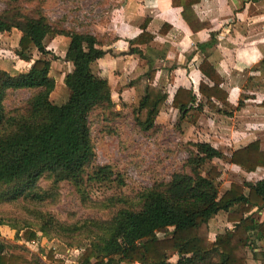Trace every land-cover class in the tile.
I'll list each match as a JSON object with an SVG mask.
<instances>
[{"label": "trees", "instance_id": "1", "mask_svg": "<svg viewBox=\"0 0 264 264\" xmlns=\"http://www.w3.org/2000/svg\"><path fill=\"white\" fill-rule=\"evenodd\" d=\"M4 1L0 33L17 30L20 36L14 53L31 64L26 71L16 74L0 69V185L4 186L0 200L16 201L28 195L42 178H47L53 187L67 182L80 193L92 181H115L123 186L124 179L110 165L96 163L91 133L90 116L95 111L107 121L118 116L108 79L91 68L106 53L102 42L91 33L56 26L39 8L29 13L20 8L22 3L37 0ZM199 1L171 0L172 6L181 8V17L192 31L205 27L193 9ZM166 27L165 31L169 29ZM56 35L68 37L64 60L72 66L63 77L69 95L61 104L50 98L55 80L50 75L51 60L47 56L53 53L44 44L45 37ZM152 38L143 25L142 32L129 43L142 44ZM34 51L38 53L36 58ZM131 51L141 55L138 48ZM199 70L204 78L198 93L212 110L222 112L218 104L228 102L227 94L220 88L221 77L206 59L199 64ZM155 73L150 65L143 95L132 108L134 122L142 131L157 127L156 118L168 97L153 83ZM22 90L31 94L21 103L8 106L11 94ZM241 104L239 100L238 106ZM171 105L178 111L179 122L191 125L197 122L204 106L193 90L185 87L176 89ZM189 144L185 170L141 189L134 201L117 193L105 198L112 210L106 218L84 222L83 231L100 233L81 248L76 264L247 263L248 249L253 247L254 240H264V217L258 220L252 211L264 209V177L247 185L232 181L220 192L221 171L211 163L226 159L250 173L264 167V150L259 140L232 150L228 156L208 141ZM218 212L226 214L231 227L210 240L209 220ZM3 224L0 218V225ZM75 229L77 226H67L50 214L41 216L39 230L46 234L63 238L64 233ZM21 237L25 241L39 239L37 230L31 228H25ZM253 254L264 263V245ZM46 258L54 259L51 249ZM0 264H41V259L38 254L27 258L7 252L0 241Z\"/></svg>", "mask_w": 264, "mask_h": 264}, {"label": "crops", "instance_id": "2", "mask_svg": "<svg viewBox=\"0 0 264 264\" xmlns=\"http://www.w3.org/2000/svg\"><path fill=\"white\" fill-rule=\"evenodd\" d=\"M110 1L103 20H89L84 25L87 29L77 27L76 30L91 33L102 42V49L106 53L93 62L91 68L96 74L108 79L117 107L138 103L147 81L145 74L151 65L156 70L153 83L168 95L156 124L171 121L174 114L179 117L178 111L171 105L172 97L178 87L191 88L204 104L194 125L185 122L190 134L197 136L196 140L210 142L225 155L252 140H259L264 150V0H200L193 5V9L205 27L198 31L188 27L181 17V8L172 6L171 0ZM143 25L145 32L153 38L142 44L131 45L129 42L142 32ZM167 25L169 29L165 31ZM15 31L17 36L11 49H0L1 53L8 51L14 55L20 36ZM12 33L14 29L1 32L0 43L10 38ZM67 38L63 35L47 36L44 44L48 40L49 46L46 48L59 55L55 46L62 42L61 52L65 54L69 41ZM210 40L214 42L204 46ZM131 48H138L141 55L133 53ZM33 54L34 58L38 57L36 51ZM14 57L23 63V70L26 71L31 62L21 60L16 55ZM203 59L221 77L220 88L227 94L228 104H218L223 110L220 113L207 106L205 98L198 93V85L204 78L199 70ZM71 67L69 63L67 71ZM0 69L8 71L1 65ZM239 100H242L240 106ZM226 162V165L239 169L243 177L258 175L255 180L264 177V167H257L255 171L247 173ZM219 170L221 175L218 181L223 179L228 182L223 191L232 181L245 184L242 180H225L223 167L219 166ZM252 211L258 220L264 217V209ZM219 213L224 212H218L213 217ZM213 217L209 220L210 240H214L218 232L231 227L226 221L225 228L221 230L222 226L216 231V226L211 225ZM257 242L264 243V240ZM260 249L255 248L254 251ZM252 257L250 264H264L254 254Z\"/></svg>", "mask_w": 264, "mask_h": 264}, {"label": "rangeland", "instance_id": "3", "mask_svg": "<svg viewBox=\"0 0 264 264\" xmlns=\"http://www.w3.org/2000/svg\"><path fill=\"white\" fill-rule=\"evenodd\" d=\"M110 4V0H37L34 3H22L20 8L26 13L39 8L59 27L87 29L84 25L89 20H103ZM5 7V1L0 0V11ZM16 34L14 29L10 38L0 43V49H11ZM45 46H49L48 40L45 41ZM55 48L59 55L53 53L55 57L47 56L51 60L50 75L55 80V88L50 98L53 103L61 104L69 95V90L63 83L69 62L64 60V54L61 52L63 43L58 42ZM13 54L16 55L14 52ZM14 55L8 51L0 52V65L12 74L23 72V63L18 62ZM13 60H16L15 63ZM30 94V91L25 90L14 92L7 100V105L19 104ZM132 108L133 105L115 106L118 116L108 121L103 119L99 111H95L90 116L96 163L110 165L113 171L124 179V185L118 186L115 181L106 183L92 181L85 187V192L80 193L67 182L53 187L47 178H42L28 195L16 201L0 200V218L5 223L0 225V241L4 243L7 252L24 254L27 258L32 254H38L41 264H76L81 248L88 245L100 233L83 231L84 222L106 218L112 210V207H108L104 201L106 197L117 193L134 201L135 195L141 189L155 182L168 180L173 172L185 170L184 161L191 147L189 142L197 139L196 135L190 134L187 123L179 122L178 115L174 114L171 121L158 123L157 127L150 131H142L134 122ZM226 163L225 159L214 160L211 163L216 164L218 168L223 167L226 172V175L223 174L225 180H242L247 185L258 176L243 177L239 169L230 167ZM227 184V181L219 180V191L222 192ZM2 188L4 186L0 185V193ZM43 214H50L55 220L67 226H77L78 229L70 233L67 231L63 234V238L46 234L39 230ZM225 218L224 213L213 217L211 225L216 226V231L222 226L221 230L225 228ZM25 228L37 230L39 239L25 241L21 237ZM257 241L254 240L253 247L248 249V264L255 252L254 249L261 248L264 244ZM50 249L54 259L46 258Z\"/></svg>", "mask_w": 264, "mask_h": 264}, {"label": "built area", "instance_id": "4", "mask_svg": "<svg viewBox=\"0 0 264 264\" xmlns=\"http://www.w3.org/2000/svg\"><path fill=\"white\" fill-rule=\"evenodd\" d=\"M133 264H139L138 262H135V263H133Z\"/></svg>", "mask_w": 264, "mask_h": 264}]
</instances>
